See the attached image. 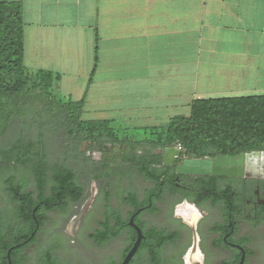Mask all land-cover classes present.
Instances as JSON below:
<instances>
[{
  "label": "crops",
  "instance_id": "1",
  "mask_svg": "<svg viewBox=\"0 0 264 264\" xmlns=\"http://www.w3.org/2000/svg\"><path fill=\"white\" fill-rule=\"evenodd\" d=\"M0 1L22 5L28 72L60 74L87 120L158 127L196 99L264 95V0Z\"/></svg>",
  "mask_w": 264,
  "mask_h": 264
},
{
  "label": "flooded vegetation",
  "instance_id": "2",
  "mask_svg": "<svg viewBox=\"0 0 264 264\" xmlns=\"http://www.w3.org/2000/svg\"><path fill=\"white\" fill-rule=\"evenodd\" d=\"M39 124L53 123L46 120ZM33 138L21 140L39 142L47 168L55 162L70 168L76 164L72 169L82 195L68 204L74 214L58 217L53 230L47 232L48 202L38 200V174L33 167H15L13 161L12 166L4 164L1 154L0 177L4 170L10 171L0 180L5 198L0 199V264H121L139 236L137 229L140 243L129 264H140L142 256L149 264L153 244L173 233L178 236L163 245L162 261L184 264L192 243L191 225L195 226L203 264L209 258L215 264L216 257H221L219 264H238L242 255L243 264H264V241L262 246L258 243L264 230V178L179 175L178 165L196 158L180 154L166 166L163 150L176 147L167 141L165 147L157 148L154 138L140 139L142 144L137 147L121 137L101 142L79 138L64 151L68 157L53 159L43 136ZM49 192L48 181L44 195ZM207 195L218 201L197 203L200 196ZM83 210L84 216L77 220ZM62 221L66 222L63 236L57 231ZM116 232L124 244L118 255L111 248ZM145 245L148 249L141 250ZM168 246L180 248L164 253Z\"/></svg>",
  "mask_w": 264,
  "mask_h": 264
},
{
  "label": "trees",
  "instance_id": "3",
  "mask_svg": "<svg viewBox=\"0 0 264 264\" xmlns=\"http://www.w3.org/2000/svg\"><path fill=\"white\" fill-rule=\"evenodd\" d=\"M20 2L0 1V135L5 133L18 106L34 104L42 109L49 121L54 120L70 139L105 141L120 138L115 135L107 120H82L85 97L79 101L60 100L54 87L61 75L37 70L28 73L24 64V22ZM97 63V45L94 47V65ZM91 82V75L88 85ZM16 111L19 112V109ZM149 136H154L157 148L167 141L180 144L181 155L200 159L216 155L232 156L240 152L264 151V95L241 97L196 99L190 104L187 117L177 116L166 126L151 127ZM146 136V135H145ZM123 142L140 146L141 141L122 136ZM157 140V141H156ZM39 143V142H38ZM26 143L21 139L12 142L1 154L4 164L14 162L15 167H33L36 177L37 195L48 202L46 212L64 211L69 203L77 202L82 189L76 182V174L65 164L53 163L47 168L41 159V146ZM38 149V150H37ZM38 159V161H34ZM50 170V179L46 171ZM147 175V172H143ZM156 179V178H155ZM210 179V178H206ZM49 181V195H44ZM12 185V182L10 181ZM22 188L24 185H19ZM15 196V193H12ZM21 194L19 193L18 196ZM218 200L211 195L200 196L197 203ZM32 209H29L31 213ZM37 216V215H35ZM118 232L114 234L117 238ZM177 234L162 237L153 244L149 264H164L161 258L163 245L174 242ZM148 249V245L141 250ZM140 250V251H141Z\"/></svg>",
  "mask_w": 264,
  "mask_h": 264
},
{
  "label": "rangeland",
  "instance_id": "4",
  "mask_svg": "<svg viewBox=\"0 0 264 264\" xmlns=\"http://www.w3.org/2000/svg\"><path fill=\"white\" fill-rule=\"evenodd\" d=\"M28 73H32V72L29 71ZM54 94L56 98L60 100L64 101V100L69 99L67 97H64L63 95H60L56 91H54ZM17 109H19V112L16 111ZM17 109H14L13 111L14 116L16 117H13L12 120L8 123L9 126L7 130L5 131V133L0 135V161H1V153L15 140L27 139V137H31V138L34 137L33 139L38 140L40 136H43V141L46 143L48 153L52 159L55 157H60V158L68 157L64 154V151H67L66 149L69 147H73L77 139L68 138L64 130L58 127V124H56L53 119L51 121L53 124H39L48 119L47 117L43 116L42 109L37 104L36 105L27 104V105H22V106L19 105ZM81 119L87 120L88 117L85 114H82ZM166 125L167 124H160L156 128L164 127ZM110 127L114 130L115 135L117 137L125 136L128 138L134 139L136 141L143 139V138L150 139L154 137V136L153 137L149 136L150 129L148 128H151V127L131 129V128H126L125 124H120L118 122H111ZM12 163L13 162L10 161L11 166H12ZM71 166L75 170L76 164L72 163ZM9 171L10 170H4V172H2L3 177ZM2 178L0 180H2ZM0 199L5 200L1 188H0ZM73 214H74V210L71 209V206L69 205L62 212L57 211V210L54 212H48V217L50 221L46 224V228L48 227L47 232H50L51 230H53L55 226V222H54L55 219H57L58 217H64V218L68 217L69 218ZM89 217H90V214L86 217V219H88ZM65 223L66 222L62 221L61 224L59 225L57 224L58 228L56 225V228L58 229L57 231L61 234V236H63V230H64ZM259 234L260 235H259L258 243L260 244V246H262L263 241H264V230H261ZM182 243L179 244L180 247ZM123 247H124V244H122V240H120V238L115 239V241L111 244V248L113 249L116 255H118L121 252ZM179 248H176V246L174 247L168 246L166 249H164V253H168V252L171 253L173 252V250H178ZM220 258L221 257L215 258V262H216L215 264H219L218 262L220 261ZM257 260H258V257H257ZM139 261H140V264H148L145 256H142ZM206 264H214V263L209 258Z\"/></svg>",
  "mask_w": 264,
  "mask_h": 264
},
{
  "label": "water",
  "instance_id": "5",
  "mask_svg": "<svg viewBox=\"0 0 264 264\" xmlns=\"http://www.w3.org/2000/svg\"><path fill=\"white\" fill-rule=\"evenodd\" d=\"M180 151L177 148H165L163 150V164L168 166L172 164L173 158H179ZM177 173L179 175H194V176H211V177H247V178H264V152L251 151L240 152L233 156H216L213 159H185L182 164L178 165ZM85 210L80 212L77 220L84 216ZM192 243L183 257L184 264H203V257L199 250L198 236L195 231V226L191 225ZM137 240L130 248L121 264H129L134 256L140 243L141 233ZM244 256L242 255L238 264H243ZM10 264V263H9Z\"/></svg>",
  "mask_w": 264,
  "mask_h": 264
},
{
  "label": "built area",
  "instance_id": "6",
  "mask_svg": "<svg viewBox=\"0 0 264 264\" xmlns=\"http://www.w3.org/2000/svg\"><path fill=\"white\" fill-rule=\"evenodd\" d=\"M175 147H176L177 149H179L180 154H181V152H182V147H181V145H180V144H176ZM180 157H181V156H180Z\"/></svg>",
  "mask_w": 264,
  "mask_h": 264
}]
</instances>
